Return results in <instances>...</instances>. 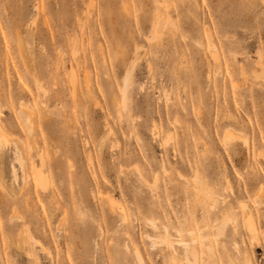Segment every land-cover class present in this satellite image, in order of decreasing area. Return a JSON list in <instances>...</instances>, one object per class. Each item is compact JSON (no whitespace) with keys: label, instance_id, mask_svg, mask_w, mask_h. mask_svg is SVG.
Wrapping results in <instances>:
<instances>
[{"label":"rangeland","instance_id":"obj_1","mask_svg":"<svg viewBox=\"0 0 264 264\" xmlns=\"http://www.w3.org/2000/svg\"><path fill=\"white\" fill-rule=\"evenodd\" d=\"M0 126V264H264V0H0Z\"/></svg>","mask_w":264,"mask_h":264},{"label":"bare ground","instance_id":"obj_2","mask_svg":"<svg viewBox=\"0 0 264 264\" xmlns=\"http://www.w3.org/2000/svg\"><path fill=\"white\" fill-rule=\"evenodd\" d=\"M6 12V11H5ZM20 45V44H19ZM215 54V53H214ZM214 56V55H213ZM215 56H216V54H215ZM215 58V57H214ZM259 66L261 67V64H259ZM262 69V68H261ZM21 108V107H20ZM25 108V106H23L22 108H21V110H20V112H19V114H20V117H21V119L23 120V123H24V125L28 128L27 130H28V132L30 131V129H31V125H32V122H31V118H30V115H29V113H27V112H25V111H23L22 109H24ZM28 108V107H27ZM25 110H27V109H25ZM32 112V111H31ZM32 115V114H31ZM226 137H228V138H231V136L230 135H227ZM4 139H5V136H4V130H3V128L0 126V143L1 142H3L4 141ZM38 171V170H37ZM35 172V176H36V178H37V180L39 181V182H41V183H43L44 182V178L41 176V172L39 171V172ZM106 200H107V198H106ZM107 202H108V200H107ZM109 205V204H108ZM110 207V206H109ZM248 209V208H247ZM248 215V214H247ZM247 218V217H246ZM246 222H249V219L247 218L246 219ZM254 223V222H253ZM218 229L219 230H222L221 229V225H219L218 226ZM255 231V230H254ZM178 233V232H177ZM177 233H176V235H177ZM188 236V235H187ZM168 237V236H167ZM189 237H190V235H189ZM192 237H193V235H192ZM180 238V237H179ZM194 239V238H193ZM191 240V239H190ZM192 241V240H191ZM35 242V241H34ZM183 243L184 242H182L181 244L183 245ZM184 245H185V243H184ZM184 245H183V247H184ZM187 245V244H186ZM188 246V245H187ZM186 247V246H185ZM183 249H186V248H183ZM187 249H188V247H187ZM193 252V251H192ZM189 254V253H188ZM198 254V253H197ZM190 255V254H189ZM198 256V255H197Z\"/></svg>","mask_w":264,"mask_h":264}]
</instances>
